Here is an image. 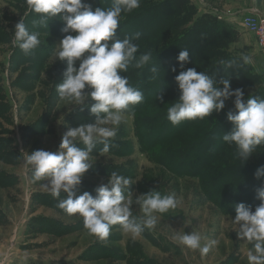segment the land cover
Masks as SVG:
<instances>
[{
  "label": "rangeland",
  "instance_id": "1",
  "mask_svg": "<svg viewBox=\"0 0 264 264\" xmlns=\"http://www.w3.org/2000/svg\"><path fill=\"white\" fill-rule=\"evenodd\" d=\"M85 2L95 10L110 7L112 0ZM253 9L264 13V0H141L138 9L122 13L117 36L141 32L135 41L137 55L152 50V64H160L161 71L155 79L151 65L120 73L143 92L144 100L116 126L108 153L100 155L103 145L97 144L90 157L94 165L76 195L87 191L95 196V189L116 172L132 179L134 200L155 190L175 193L181 203L157 214L156 227L137 238L117 224L102 242L89 235L82 217L69 216L57 206L67 193L62 190L54 198L42 186L47 181L32 182V170L24 163L27 153L36 150L57 152L69 128L96 119L89 109L81 112L57 93L67 68L66 61L55 60L57 45L75 33H64L65 23L58 18L48 27L34 26L39 16L25 0H0V264H248L252 244L237 235L235 205L245 203L254 211L260 204L257 189L264 187V177L256 173L264 166V146L246 162L237 158L234 144L223 141L233 128L227 114L237 111L234 97L222 112L179 125L167 119V108L179 99L175 77L193 67L215 74L218 82L230 79L233 90L243 89L245 101L250 95L264 98V53L241 21ZM22 17L41 40L27 56L13 43ZM183 49L189 50L190 62L181 67L177 57ZM241 55L250 56L251 62L243 64ZM233 58L242 66L226 71L218 66L221 59ZM161 88L162 102L155 99ZM132 208L133 215H143L140 205ZM193 230L201 234L202 244L217 241L206 256L172 239Z\"/></svg>",
  "mask_w": 264,
  "mask_h": 264
},
{
  "label": "clouds",
  "instance_id": "2",
  "mask_svg": "<svg viewBox=\"0 0 264 264\" xmlns=\"http://www.w3.org/2000/svg\"><path fill=\"white\" fill-rule=\"evenodd\" d=\"M28 8L38 14L39 19L33 24L48 27L54 18L65 23L66 35L58 46L55 60L67 62L64 80L57 84V93L61 101L85 108L96 117L94 122L82 123L78 127L69 128L63 135L57 152L36 150L28 154L24 163L32 170V182H41L54 198H59L61 191L67 193L66 199L59 200L58 207L69 216L79 215L84 220V227L89 235L100 241H107L112 227L119 224L122 230L137 238L148 229L152 230L158 223L157 214L175 210L181 201L175 193L162 195L161 191H151L132 198L130 186L132 179L112 172L107 184L95 189L96 195L83 192L76 195V189L83 182L85 174L93 167L91 154L97 144L103 147L100 155L108 153L114 146L116 126L130 113L132 106L144 100V94L129 83V68H148L155 79L159 76L160 64H152L153 51L140 52L135 41L142 36L135 32L132 36L120 39L117 29L120 27L122 13H131L138 9L141 0H112L108 8L92 9L85 0H25ZM104 42V43H102ZM111 42V43H109ZM13 43L23 53L32 55L40 46V33L30 31L24 17L16 23ZM87 53V55H85ZM177 60L181 67L189 61V50L183 49ZM243 64L251 62V57L241 55ZM80 61L79 66L76 62ZM218 66L224 70L240 67L237 59H221ZM172 71H176L173 67ZM180 91L179 99L167 108V119L173 125L185 120H196L220 113L226 107V101L233 100L235 112H228L227 119L232 123L230 132L223 134V141L235 145L236 156L242 161L264 146V98L250 95L245 101L243 89L235 90L228 78L219 82L216 75L198 72L195 67L181 71L175 77ZM220 85H223L222 87ZM91 88L89 93L86 89ZM161 102L164 99L163 88L155 96ZM91 100L94 103L86 104ZM169 105V104H168ZM111 125V126H109ZM81 142L84 147L78 146ZM257 178L264 177V166L256 173ZM260 204L252 207L245 203L235 205L236 216L233 223L238 226L237 235L246 238L252 248L247 252L248 264H264V187L257 189ZM140 205L142 216L133 215V204ZM174 241L193 251L199 250L206 256L217 241L202 244V236L193 230L190 234L173 235Z\"/></svg>",
  "mask_w": 264,
  "mask_h": 264
},
{
  "label": "built area",
  "instance_id": "3",
  "mask_svg": "<svg viewBox=\"0 0 264 264\" xmlns=\"http://www.w3.org/2000/svg\"><path fill=\"white\" fill-rule=\"evenodd\" d=\"M241 21L245 29L256 35L258 46L264 53V13L258 9L249 10L242 14Z\"/></svg>",
  "mask_w": 264,
  "mask_h": 264
},
{
  "label": "trees",
  "instance_id": "4",
  "mask_svg": "<svg viewBox=\"0 0 264 264\" xmlns=\"http://www.w3.org/2000/svg\"><path fill=\"white\" fill-rule=\"evenodd\" d=\"M173 12H174V10L172 9V12L171 11H168L167 13V17L169 18V17H171L172 15H173ZM169 20H171V19H169Z\"/></svg>",
  "mask_w": 264,
  "mask_h": 264
},
{
  "label": "crops",
  "instance_id": "5",
  "mask_svg": "<svg viewBox=\"0 0 264 264\" xmlns=\"http://www.w3.org/2000/svg\"><path fill=\"white\" fill-rule=\"evenodd\" d=\"M259 47V46H258Z\"/></svg>",
  "mask_w": 264,
  "mask_h": 264
}]
</instances>
